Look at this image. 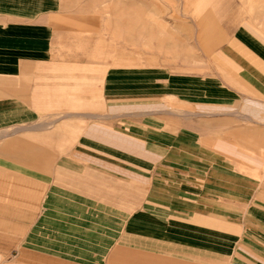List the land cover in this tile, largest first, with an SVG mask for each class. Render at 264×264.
<instances>
[{"label": "crops", "instance_id": "1", "mask_svg": "<svg viewBox=\"0 0 264 264\" xmlns=\"http://www.w3.org/2000/svg\"><path fill=\"white\" fill-rule=\"evenodd\" d=\"M80 3L0 0V264H95L99 245L89 254L65 238L61 248L55 235H99L104 173L111 186L132 188L133 203L139 188L142 205L127 216L102 264H264L258 38L240 26L226 42L229 81L185 72L182 45L161 58L175 62L113 66L107 91L139 92L140 102L159 103L160 114L175 102L176 111L169 120L155 118L160 127L108 130L99 128V102H57V91L72 88L77 48L96 44L99 63V14L88 29L89 15L74 12ZM120 97L114 101L132 100ZM184 102L196 116L185 119ZM41 186L48 187L42 202ZM60 199L70 222L57 227Z\"/></svg>", "mask_w": 264, "mask_h": 264}, {"label": "rangeland", "instance_id": "2", "mask_svg": "<svg viewBox=\"0 0 264 264\" xmlns=\"http://www.w3.org/2000/svg\"><path fill=\"white\" fill-rule=\"evenodd\" d=\"M229 1L76 0V3H82L77 4L74 12L87 14L92 19L85 22L88 29L95 28V15L99 14V63L93 54L96 44H82L80 50L77 48L73 52L76 54V61H73L69 80L72 88L57 91V102H99V128L144 130L151 125L162 126V121H156L155 118L169 120L171 112L176 111L175 102L173 105L169 102L167 112L160 114L159 103L152 106L151 102H140L143 94L139 92H130V96L128 92H119L118 96L116 91L105 89L109 72L113 66H149L167 61L175 62V57L168 60L161 58L170 57V54L175 53L176 47L182 45L185 72L219 76L229 81L232 63L224 53V46L227 41H231L238 27L244 26L255 35L264 49V0H234L232 7L227 5ZM127 16L129 20L126 19ZM229 17H233L230 25ZM119 97L125 101L128 97L132 100L114 101ZM191 111L195 114L193 116L198 113L194 106L184 102L185 119L191 115ZM203 118L206 117L201 115L200 120ZM245 126L254 127L250 122H245ZM57 175L62 178V171H57ZM99 179L103 183L99 186V235H55L61 248L65 244V238H68V244L72 238V244L89 254L96 252V246L99 245V259H92L95 264L103 263L102 258L121 231L127 216L142 205L138 201L142 199L139 188H136V202L133 203L127 196V191L132 188L122 186V183L118 189L111 186L110 177L105 173ZM47 189V186H41V202L46 197ZM56 206V226H64L65 221L69 223L70 220L63 217V199L56 200ZM235 214L239 213L233 211V215ZM72 221L85 222L81 219ZM43 228L41 231L47 230L46 225ZM41 237L46 239L47 235ZM97 238L99 242L96 241Z\"/></svg>", "mask_w": 264, "mask_h": 264}]
</instances>
